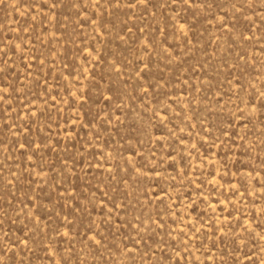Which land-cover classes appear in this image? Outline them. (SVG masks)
Wrapping results in <instances>:
<instances>
[{
    "label": "rangeland",
    "instance_id": "rangeland-1",
    "mask_svg": "<svg viewBox=\"0 0 264 264\" xmlns=\"http://www.w3.org/2000/svg\"><path fill=\"white\" fill-rule=\"evenodd\" d=\"M0 264H264V0H0Z\"/></svg>",
    "mask_w": 264,
    "mask_h": 264
}]
</instances>
